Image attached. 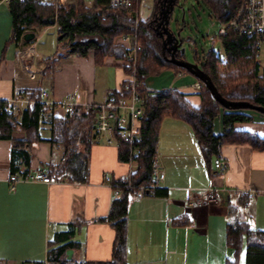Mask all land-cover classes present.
I'll use <instances>...</instances> for the list:
<instances>
[{
  "label": "crops",
  "instance_id": "1",
  "mask_svg": "<svg viewBox=\"0 0 264 264\" xmlns=\"http://www.w3.org/2000/svg\"><path fill=\"white\" fill-rule=\"evenodd\" d=\"M75 1L69 0L63 6ZM7 3L8 0L0 2V99L8 100L19 90L40 88L50 91L52 101L71 93L79 104L97 103L105 99L108 90L121 86L126 78L122 57L106 55L96 63L91 51L84 55L70 52L69 57L57 55L58 50L67 49L62 45L66 40L56 41L53 53L39 50L37 42L43 31L36 42L37 57L28 60L36 68L35 75L28 76L16 59L17 42L9 43L2 52L11 30ZM196 80L190 73L163 69L142 82L148 89H181L189 102L197 105ZM27 103L18 102L14 112L17 117ZM241 110L250 114L252 120L235 122L234 127L264 137V115L256 117L253 109ZM53 115L66 114L56 106ZM222 129L218 117L213 132L221 133ZM39 134L42 139L29 146L32 157L27 172L39 167L50 171L61 156L58 145L48 140L50 131L46 122L40 125ZM22 137V131L12 132V138ZM10 149L11 140L0 138V260L6 264L45 262L49 240L56 232L66 230L71 222L75 246L66 249V258L75 264L108 260L114 231L109 221L100 218L108 214L116 194L102 179L106 172L116 179L126 171L125 163L118 159L117 147L93 140L84 180L45 183L19 179L13 182L12 189L8 179ZM156 151L165 173L160 188L166 190V195L152 192L130 195L126 213L127 264H222L228 256L227 222L241 218L252 228L264 229V150L252 149L247 143H223L218 155L227 166L217 172L212 159L209 167L205 163L190 125L167 115L160 122ZM25 168L21 165L19 170ZM210 185L216 187V202L186 204V187ZM242 195L248 196L244 206L238 202ZM184 214L185 223L174 222ZM188 239L192 247H199L197 252L189 250Z\"/></svg>",
  "mask_w": 264,
  "mask_h": 264
},
{
  "label": "trees",
  "instance_id": "2",
  "mask_svg": "<svg viewBox=\"0 0 264 264\" xmlns=\"http://www.w3.org/2000/svg\"><path fill=\"white\" fill-rule=\"evenodd\" d=\"M199 1L211 15L223 22L228 19L239 0ZM175 2L176 0H173L174 4ZM154 3L156 11L159 1L154 0ZM7 4L11 15V30L2 52L9 43L18 42L25 32L53 25L57 32V42L66 40L62 45L69 47L72 53L84 55L91 51L94 61L99 63L106 55L123 57L125 48L116 41V37L122 33L135 32L141 45L137 53L136 66L137 75L141 80L147 76L157 75L163 69L187 72L162 55L161 36L155 30L153 14L144 19L138 17V22L135 23L134 17L126 10L110 7L107 0H92L91 4H86L84 0H76L66 6L42 0H8ZM133 7L137 9V2H134ZM217 37L223 53L219 54L210 48L204 53L202 60H199L195 53V61L211 77L222 96L233 100L245 99L264 107V63L260 65L257 61L254 41L233 30ZM21 91L30 101L19 117L11 110H5L7 100L0 99V138L11 140L10 171L16 172L21 165L26 167L23 173L28 171L32 157L29 146L42 139L39 128L46 122L50 131L48 140L51 144L62 147L65 161L61 174L67 175L70 181L86 179L89 149L94 138L95 108L89 110L76 108L73 114H66L63 117L52 115L47 121H42L41 116L46 107L40 101V88ZM198 96L199 103L194 105L181 89L167 87L149 90L140 121L142 137L136 143L139 147L136 157L139 166L131 174V186L122 183L113 185L119 187V193L113 198L108 214L100 218L109 221L114 231L111 256L106 261L91 264H127L128 201L133 193L149 192L147 186L151 182V160L156 152L160 122L164 116L180 118L190 125L208 167L212 157L219 154L223 143H247L252 149L264 150L263 136L234 127L235 122L252 120L250 114L241 109L222 107L202 82ZM218 117L221 118L223 129L221 133H214L213 124ZM14 130L22 131L23 137L18 140L12 138ZM116 147L118 159L124 162L132 146L123 141ZM114 182L118 180L114 179ZM152 193L166 195V190L157 187ZM247 201L248 196L242 195L238 198L240 205H246ZM186 221L185 214L174 220L178 224ZM73 234L74 224L71 222L66 230L56 232L49 240L46 261L35 263L75 264L65 256L66 249L75 246ZM225 244L232 251L233 257L227 256L223 264H236L242 248L244 264H264V229L252 228L244 219L236 218L225 225ZM2 263L6 262L0 260V264Z\"/></svg>",
  "mask_w": 264,
  "mask_h": 264
},
{
  "label": "built area",
  "instance_id": "3",
  "mask_svg": "<svg viewBox=\"0 0 264 264\" xmlns=\"http://www.w3.org/2000/svg\"><path fill=\"white\" fill-rule=\"evenodd\" d=\"M3 0H0V2ZM44 1V0H42ZM56 5H64L65 0H45ZM160 3L165 0H158ZM173 1V0H171ZM134 2L138 0H107L110 7L122 8L134 17V22H138L137 9L133 7ZM91 4V2H86ZM229 30H233L239 34H244L250 37L256 46L257 54L261 47L264 46V0H239L228 19L221 22L217 30V35H226ZM38 35L30 40L19 39L17 49V62L19 67L28 76L35 75L36 68H32V64L28 61L33 57H37L36 42ZM116 41L124 46L123 65L126 68V78L121 86L115 89H110L106 93L103 101L97 103L79 104L76 102L73 94L65 95L61 100L52 101L50 99V91H41L40 101L44 103L46 110L42 113V121H47L53 115L54 107H59L65 114H73L76 108L89 110L95 108V127L94 141H103L105 143L119 145L125 141L132 147L128 150L127 159L124 161L126 171L118 178V182H114V178L110 173H104L102 181L112 188L114 194L119 193V187L113 186L122 183L125 186H131L130 177L132 172L139 166L136 159L139 153L137 142L140 141L142 134L140 128L141 117L146 107V101L149 97L148 88L144 87L142 80L137 75V53L140 49V42L136 34L122 33L116 37ZM57 55L65 57L70 56V49L58 50ZM201 82L195 81V87L200 88ZM30 101L25 97V94L19 90L16 91L11 98L7 100L5 110H11L13 113L18 109L19 101ZM52 165L50 171L39 167L33 171L23 173L18 170L11 172L9 175L10 189L13 188V182L19 179L39 180L45 183L66 182L69 181L67 175L61 174V169L64 165L65 158L62 154ZM212 166L217 172L223 171L227 163L220 155H215L212 158ZM151 182L147 186L149 192L160 187V183L164 178V170L158 159L156 151L151 160L150 166ZM143 188V185H141ZM184 200L188 205H203L216 202V187L210 185L204 188H185ZM29 264H36L35 262Z\"/></svg>",
  "mask_w": 264,
  "mask_h": 264
},
{
  "label": "rangeland",
  "instance_id": "4",
  "mask_svg": "<svg viewBox=\"0 0 264 264\" xmlns=\"http://www.w3.org/2000/svg\"><path fill=\"white\" fill-rule=\"evenodd\" d=\"M84 1L85 3L88 1L92 2V0ZM64 3H69V0L64 1ZM53 4L56 5L55 3ZM154 8V0H138L137 12L139 18L144 19L151 16L155 11ZM220 25L221 22L211 15L208 9L199 0H176L168 21V27L173 33L179 32L180 36L183 38L189 36V39H184L183 41L185 47L184 57L188 61H195V53L199 60H202L204 53L210 48H213L219 54L223 53L220 40L216 36ZM45 27L50 28H45L46 30H44V27H40L37 28L35 32V34L40 35L43 31L40 35V41L37 42V49L53 53L57 41L56 28L54 26L53 28L52 26ZM129 33L135 34V32ZM257 61L260 65L264 63V46L258 51ZM252 112L256 117H259L258 114L260 113L255 110H252ZM181 236L183 241L184 235L182 234ZM188 247L189 250L193 249L194 252H197L199 248L198 246L192 247L189 239ZM226 249L228 257H233L232 251L227 246ZM221 263L223 264L224 260H222ZM236 264H244V248L239 252Z\"/></svg>",
  "mask_w": 264,
  "mask_h": 264
},
{
  "label": "water",
  "instance_id": "5",
  "mask_svg": "<svg viewBox=\"0 0 264 264\" xmlns=\"http://www.w3.org/2000/svg\"><path fill=\"white\" fill-rule=\"evenodd\" d=\"M163 34H165V36ZM163 34H161L162 51H163L164 46L167 45L168 31L167 32L165 31ZM34 35H35V32L30 30V31L25 32L22 38L24 40H30L34 37ZM170 48L172 49V52H170V56L167 58L166 57L164 58L177 66L183 67L188 73L192 74L195 78L201 81L205 85V87L209 90L213 98L217 100L221 104L222 107L231 108V109H244V108L253 109L264 115V107L261 105L253 104L250 101L245 100V99L233 100V99H229V98L222 96L220 92L217 90L211 77L199 66V64L196 61H188L183 57H176L174 55V52L177 49H179L180 54H184L185 52V47L182 44L181 39L175 36V41L172 43V46Z\"/></svg>",
  "mask_w": 264,
  "mask_h": 264
},
{
  "label": "flooded vegetation",
  "instance_id": "6",
  "mask_svg": "<svg viewBox=\"0 0 264 264\" xmlns=\"http://www.w3.org/2000/svg\"><path fill=\"white\" fill-rule=\"evenodd\" d=\"M173 5L174 3L171 0H165L161 3L159 2L158 7L156 8L157 11H155L152 16L153 22L155 23V30L159 33L160 36L165 31L166 32L168 31L167 45L164 46L163 51L161 49L162 55L166 58L169 57L170 52H172V49L170 47L172 46V43L175 41V36L182 40V44H183L184 39H189V36H187L186 38H183L182 36H180L179 32L173 33L168 27V21L171 16V12L173 10ZM163 35L165 36V34ZM161 39H162V36H161ZM174 55L176 57L185 58L184 54L179 53V49H177L174 52Z\"/></svg>",
  "mask_w": 264,
  "mask_h": 264
}]
</instances>
